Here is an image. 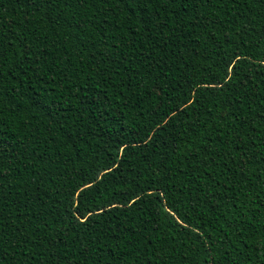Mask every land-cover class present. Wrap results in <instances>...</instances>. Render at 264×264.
I'll return each mask as SVG.
<instances>
[{
  "label": "trees",
  "instance_id": "16d2710c",
  "mask_svg": "<svg viewBox=\"0 0 264 264\" xmlns=\"http://www.w3.org/2000/svg\"><path fill=\"white\" fill-rule=\"evenodd\" d=\"M0 264H264V0H0Z\"/></svg>",
  "mask_w": 264,
  "mask_h": 264
}]
</instances>
